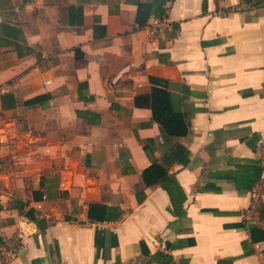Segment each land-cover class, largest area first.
<instances>
[{
	"label": "crops",
	"instance_id": "1",
	"mask_svg": "<svg viewBox=\"0 0 264 264\" xmlns=\"http://www.w3.org/2000/svg\"><path fill=\"white\" fill-rule=\"evenodd\" d=\"M146 1L0 0L7 264H264V0H171L155 36ZM153 87L186 135L153 120ZM152 163L182 194L144 185Z\"/></svg>",
	"mask_w": 264,
	"mask_h": 264
},
{
	"label": "trees",
	"instance_id": "2",
	"mask_svg": "<svg viewBox=\"0 0 264 264\" xmlns=\"http://www.w3.org/2000/svg\"><path fill=\"white\" fill-rule=\"evenodd\" d=\"M171 0H149L146 2H140L137 5L136 22L138 26H143L147 19L162 20L166 18L165 5ZM5 24L0 26V32H2ZM2 30V31H1ZM10 35L9 33H6ZM10 37L20 39L22 33L19 29L11 28ZM151 102H147V106L152 111L153 120L160 125L164 132L168 136L181 137L187 133V125L182 116L172 109L171 100L165 90L153 87L151 89ZM142 180L146 187L159 185L169 195L170 200H173L172 192L176 194H182L179 186L175 182L174 178L168 176L165 169L156 163H152L142 172ZM105 208L99 205H89L87 217L90 221H103L110 217ZM183 212L180 210V214ZM153 259H162V264H168L171 258L162 253H157L152 256ZM216 264H231V260H219Z\"/></svg>",
	"mask_w": 264,
	"mask_h": 264
},
{
	"label": "built area",
	"instance_id": "3",
	"mask_svg": "<svg viewBox=\"0 0 264 264\" xmlns=\"http://www.w3.org/2000/svg\"><path fill=\"white\" fill-rule=\"evenodd\" d=\"M169 28V23L166 18L162 20L152 19L147 27V32L151 36H155L159 33L164 32ZM264 186V161L261 164V172L257 187L261 188ZM251 198L257 201L259 198L258 191H254L251 194ZM22 240V234L16 235L14 238L4 239L0 245V264H7L14 259L20 249V241Z\"/></svg>",
	"mask_w": 264,
	"mask_h": 264
}]
</instances>
